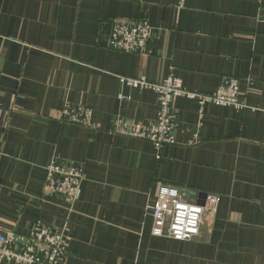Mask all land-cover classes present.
Returning a JSON list of instances; mask_svg holds the SVG:
<instances>
[{
    "label": "crops",
    "instance_id": "crops-1",
    "mask_svg": "<svg viewBox=\"0 0 264 264\" xmlns=\"http://www.w3.org/2000/svg\"><path fill=\"white\" fill-rule=\"evenodd\" d=\"M178 2L0 0V232L40 221L63 236L58 264H264V0ZM115 17L148 21L144 52L108 46ZM140 75L202 94L235 77L246 107L176 97V143L156 159L111 131L155 118V92L118 78ZM66 105L88 107L94 128L61 122ZM51 161L83 166L74 204L44 195ZM160 183L218 197L194 238L151 234Z\"/></svg>",
    "mask_w": 264,
    "mask_h": 264
},
{
    "label": "built area",
    "instance_id": "built-area-1",
    "mask_svg": "<svg viewBox=\"0 0 264 264\" xmlns=\"http://www.w3.org/2000/svg\"><path fill=\"white\" fill-rule=\"evenodd\" d=\"M184 0H179L182 7ZM152 36V27L145 18H120L110 20L107 42L111 49L124 53L144 52ZM121 83L133 88L151 89L156 94L157 111L149 124H137L131 120L116 118L111 131L115 134L144 139L158 150L176 143L173 102L178 96L195 99L202 109L211 103L218 106L246 107L239 100V80L225 78L211 94L190 91L179 79L169 75L159 81H149L144 75L137 77L118 76ZM122 97V96H121ZM61 122L94 128L91 110L85 106H64L57 115ZM85 170L81 165L62 164L51 161L44 168L43 192L47 196H63L70 205L81 193ZM218 197L206 194L203 205L192 204L180 198V188L160 183L155 199L147 207L152 216L151 234L167 236L174 240H189L199 234L200 224L208 212H214ZM1 217V216H0ZM63 255V236L36 221L28 236L12 231L0 232V260L17 264H58Z\"/></svg>",
    "mask_w": 264,
    "mask_h": 264
},
{
    "label": "water",
    "instance_id": "water-1",
    "mask_svg": "<svg viewBox=\"0 0 264 264\" xmlns=\"http://www.w3.org/2000/svg\"><path fill=\"white\" fill-rule=\"evenodd\" d=\"M186 196H189L190 199L185 200ZM205 197L206 193L204 192H199L186 188L180 189V198L188 203L203 205Z\"/></svg>",
    "mask_w": 264,
    "mask_h": 264
}]
</instances>
